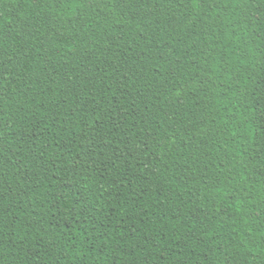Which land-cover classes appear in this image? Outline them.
<instances>
[{
  "label": "trees",
  "instance_id": "16d2710c",
  "mask_svg": "<svg viewBox=\"0 0 264 264\" xmlns=\"http://www.w3.org/2000/svg\"><path fill=\"white\" fill-rule=\"evenodd\" d=\"M0 264H264V0H0Z\"/></svg>",
  "mask_w": 264,
  "mask_h": 264
}]
</instances>
